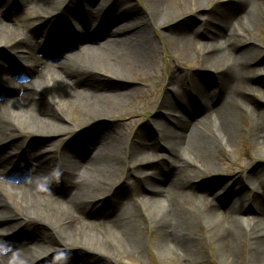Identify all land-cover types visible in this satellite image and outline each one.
Masks as SVG:
<instances>
[{
    "label": "bare ground",
    "instance_id": "1",
    "mask_svg": "<svg viewBox=\"0 0 264 264\" xmlns=\"http://www.w3.org/2000/svg\"><path fill=\"white\" fill-rule=\"evenodd\" d=\"M12 1L31 12L45 40L4 22L0 0V226H9L0 227V264L138 262L149 230L160 239L155 250L162 259L199 264L201 227L228 263L246 242L264 264V195L253 186L264 189L263 170L246 163L264 155V106L252 99L264 103V65L251 69L264 0H228L226 9L214 0H144L146 12L136 0L68 7L70 0ZM201 10L210 15L197 27L191 20ZM176 20L165 38L183 60L199 59L196 76L205 77L193 91L172 77L178 87L165 107L174 124L160 126L152 142L126 143L103 128L95 131L102 140L85 131L73 135L79 125L129 113L123 110L137 89L129 75L150 68L156 56L152 29ZM4 72L12 75L7 81ZM247 116L254 151L243 137ZM22 132L51 143L26 149ZM240 143L244 149L230 163L225 153ZM160 150L167 157L159 159ZM10 160L17 164L11 170ZM144 167L157 172L146 174L140 193L125 171ZM225 167L247 191L223 210L210 191Z\"/></svg>",
    "mask_w": 264,
    "mask_h": 264
},
{
    "label": "rangeland",
    "instance_id": "2",
    "mask_svg": "<svg viewBox=\"0 0 264 264\" xmlns=\"http://www.w3.org/2000/svg\"><path fill=\"white\" fill-rule=\"evenodd\" d=\"M139 2L138 4L143 8L145 11L146 6L144 0H136ZM12 0H5L4 4L5 7L2 9L1 19L4 22H7L12 25V27L19 32V34L33 35L37 37L38 40H45V33L42 32L36 26L39 22L34 21L32 18V14L30 11L25 10L20 5L12 4ZM82 2V0H70L69 3H66L64 6H69L72 3L78 5V3ZM99 0H95V4L98 3ZM228 0H214L212 5L213 6H220L221 8L226 9L228 5ZM147 10V9H146ZM146 12V11H145ZM193 14V13H192ZM198 14V16H196ZM191 14H188L189 17ZM209 10H201L193 14L192 16V23H195L197 27H199L202 22L209 17ZM178 21H174L168 25H163L161 27L152 29V36L156 41L157 52L156 56H154L151 60V66L148 69H139L135 70L134 72L130 73L129 77L132 80L133 86L137 88L132 98L129 100L127 106H125L123 112H129L126 115L120 116L117 115L113 117L112 120H104L100 122L93 123L92 125L85 126L79 125L77 129H75L72 134L79 135L81 132L85 131L88 132L89 136H95L102 140L103 134L100 133L101 131H107V137H119L126 143H132L134 141H144V137L148 139V142L154 141L156 138V134L158 130L162 129L160 126H165V124L172 126L174 124V120L172 117V112L165 107V103L167 100L172 99V92L178 86L176 85L173 76L177 77L180 82L183 84L189 85V90L193 91L196 86L194 84H200L202 78L205 77L201 73L196 76L197 72L201 71L202 69L201 62L199 59L194 58L190 60H183L179 57V52L176 51L175 44L171 41V38H165V35L172 36L173 34L169 27L176 26ZM257 40V46L260 48V52L256 55L255 64L251 65L252 68H259L264 65V32H258V35L255 37ZM241 45V44H240ZM240 45L236 47V49L240 48ZM244 46H241L243 48ZM10 54V52L6 53V55ZM37 55V54H36ZM41 61H46L47 59L37 55ZM262 72V71H261ZM4 80L7 81L11 78V74L8 72H4ZM253 76L257 78L258 72H254ZM253 79V78H252ZM249 83V81L247 80ZM3 84V82L1 81ZM2 84L1 87H4ZM255 97V98H252ZM250 98L255 101L257 105H263L264 103L258 99L256 96H252ZM126 119V121H124ZM242 121L245 122L246 130L243 133V137L248 143V147L251 151H254L253 144L250 139V135L248 132L250 117H244ZM69 127L74 128L73 124L66 122ZM103 128V129H101ZM248 128V129H247ZM96 129H101L100 132H95ZM109 133V135H108ZM102 134V136H101ZM38 134H34L31 132H22L20 133L19 144L20 146L25 147L26 149L31 148L34 149L36 146H39L41 143L47 141V145L51 142L46 140L43 137H38ZM147 140H145L146 142ZM243 146L237 144L234 150L230 153H225V156L229 160L230 163H236V159L243 151ZM95 151H91V156ZM161 157L159 159H164L163 156L167 157L164 150H160L157 152ZM95 154V153H94ZM4 151L0 152V158L4 156ZM157 163V162H156ZM247 167L248 169H261L262 172L258 174L263 175L264 178V155L258 156L257 158L253 157L252 159L247 160ZM9 168L10 170L12 167H16L14 160H10ZM14 164V165H13ZM155 167V166H154ZM227 167L222 168V176L218 178V183L214 185V189H211L210 196H218V204L222 207V209L226 210L230 206L234 205L237 202V198L246 194V188L242 189V180H238L234 172L230 170H226ZM136 169H126L125 174L129 172L128 178L125 175L124 179L127 178V183H129L130 187L134 188V191L137 190L140 193H145L144 190H139L142 183H144V179L147 176L146 174H150L152 171L156 169L153 168H139L140 172L135 171ZM132 172V173H131ZM157 172V170L155 171ZM163 177L161 175H157V180H162ZM196 183H201L200 178L195 179ZM244 181V180H243ZM247 184V189L250 185ZM246 186V182H245ZM259 194L263 197L264 189L259 187V184L254 183L253 185ZM239 189L238 192L232 194L231 196L229 193L234 190ZM215 192V193H214ZM213 194V195H212ZM249 197H253L251 194ZM245 207H248L245 205ZM249 210L248 208H245ZM158 207L153 208L150 210L151 214H155L158 212ZM3 227H9L2 225ZM201 232L199 233L202 237V244L199 248L200 251V258L197 259L199 264H230L221 258L218 254V247L216 244H210L209 238L205 235V227H201ZM153 231H147L146 235V251L144 252V258H138V262L136 260H132L128 258V260L121 261L119 264H170V261H165L162 259L158 252L155 250L157 247V243L160 241L159 238H156L153 235ZM258 251V250H257ZM259 254V252H256ZM172 264V263H171ZM198 264V263H196ZM233 264H260L259 256L255 254H250L248 251L247 243H243L238 256Z\"/></svg>",
    "mask_w": 264,
    "mask_h": 264
}]
</instances>
